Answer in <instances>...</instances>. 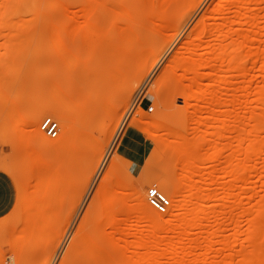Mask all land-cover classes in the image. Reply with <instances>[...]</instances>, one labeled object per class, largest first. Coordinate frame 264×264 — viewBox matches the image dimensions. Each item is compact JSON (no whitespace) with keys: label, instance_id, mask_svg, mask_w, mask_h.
I'll return each mask as SVG.
<instances>
[{"label":"rangeland","instance_id":"rangeland-1","mask_svg":"<svg viewBox=\"0 0 264 264\" xmlns=\"http://www.w3.org/2000/svg\"><path fill=\"white\" fill-rule=\"evenodd\" d=\"M104 1V3H106V1L110 2V0ZM140 1H142V3H140L141 7L145 8L150 6L148 0ZM188 1L185 2V5L182 4L180 0H171V2H169L170 14H168V17L172 16L171 22H173V24L181 18L176 19L177 17L175 15V11L181 6H183L182 11H184V13L186 12V15L190 14L191 16L199 14V12L205 8L211 14L220 17L232 18L234 15V7H225L220 12H216L217 4L222 0ZM231 1L232 3L236 2V0ZM46 2L47 0H42V10L45 8ZM117 2H120L121 4L125 2L126 4H124L126 7L130 0H116V2H114L116 6L120 4ZM80 3L82 4L83 0H80ZM263 3L264 0H262V2L260 0L255 5L252 3L249 4L252 9L250 10V13H255L257 17L259 16L257 18L258 28L255 32L254 42L255 46L259 48H264ZM75 5L76 4L70 5L68 8L72 10L74 9L75 11L78 7ZM105 5H107V3ZM185 7L187 8L185 9L186 11L184 10ZM131 9L132 8L130 7L129 13L126 17L132 18L135 14L137 20L141 21V18L143 17L144 19L142 20L146 21L145 24L148 22L147 26L144 23L138 25V31H140L138 32V35L142 36L141 38L137 37V39H134L137 40L138 43L139 40H142L141 42L145 40V42L142 43L143 48L141 50L144 52L148 51V57L144 58L145 62L143 59V63L140 62L142 63L140 64L141 67L138 66L136 69L134 68L136 71L133 69V73L131 72V75H135L133 80L135 79L138 84L139 82L137 80L140 78L139 74L150 65L152 59L150 60L149 58L153 57V49L155 46L159 48L155 50L156 53H158V51L160 53L161 50V53L163 52L161 55L162 60L160 59L161 61L158 64L160 65L161 63H164L163 61H165L166 56L172 54L175 47L176 49L179 48L177 49L178 51H182L184 48L183 45H185L186 42L190 43L188 41L191 40H185V44L181 43V39L188 30V25L185 26L183 30L180 29L175 35H173L175 30L174 26H172L174 29L169 28L168 31L165 30L166 34L164 32L161 33L156 31V26L162 22L161 20L149 17L150 21H147L148 16L144 15L142 10L133 14ZM77 10L79 9L77 8ZM190 10L193 12L191 13ZM60 11L64 12L60 9L51 12L55 15V17H53L55 20L53 21L55 22V25L57 24L56 27L58 29V34H60L61 32L59 33V31H63L66 26L63 23L64 14L60 13ZM159 14L160 16H164L166 12H160ZM112 15L113 14L110 15V13H97L94 15L97 21H102L99 23L100 25L97 26L101 34L97 40H112L113 37L115 39L117 38L116 36L118 32L116 29L119 28L118 24H123V22L126 21V18L118 15H113L112 17ZM40 17L41 15H39V18ZM183 17H185V14ZM61 20H63V22ZM40 23L37 26L35 38L40 33L46 34V30ZM115 25L118 28H115ZM132 26L135 28L137 24L132 22ZM232 26L241 33H248L251 30L248 25L240 26L238 23H235ZM14 27L15 26H13V28ZM180 37L182 38L180 39ZM125 38H122L121 40H124L125 42L130 41L129 36H126ZM147 40H150V42H148L149 44H153L148 46ZM52 41L50 39L0 40V187L2 190V197H0V264H107L112 257L111 250H100L99 246V248H93V243H91L95 238L94 235L99 233V229H103V235H109L111 232L116 233V243L124 247L123 253L127 257L134 256L133 258L136 259L140 257L141 253H143L147 256L146 258H150L149 256H158V260L160 261L159 264H169L171 259L165 250L167 247L165 243L172 240L179 241L180 237L177 234L175 235V233L166 231L158 236V239L161 241L159 248H151L152 250L149 249L150 252H147L148 249L145 251V249L142 250L140 248H135L137 235H139L140 230H144L143 232L145 233L148 231V222L138 217L135 218L132 210H128L127 212L120 214V223L117 226L106 225L105 219L108 216L107 214H110L109 211L122 209V202L119 203V207L116 205L105 207L104 203L106 199L109 195H112V198H114L115 195L114 199L119 197L121 201L124 196V186L132 192L141 195L145 201L146 190L152 185H155L162 193L166 192L164 193L166 196L169 192V194L172 195L174 194L172 192L178 191V186L174 178L179 171V168L195 160L194 163L197 166L194 169V176H196L195 179L200 180L199 185L204 191H209L212 194V197L206 202L208 209L210 211L229 212L230 202H220L215 198V194L221 191L220 189L223 184H232L234 182L231 176L222 175L220 163L228 159L231 153L235 154L237 149H240L241 144L243 146L245 145V141L236 143V135L241 137L244 132L242 129H237L236 132L233 131V134L231 133L232 136H230L232 138L229 139L212 140L214 138L210 136L212 139L207 137L204 138V140H201V130L206 129L210 132L214 129L211 128L212 125L208 126L206 124V126L204 124L202 127V125L198 123L199 121L195 118H193L194 120L191 119L190 123V120L188 121L183 118L181 114L176 112L175 107L171 106L166 108L165 93L169 87H173L174 80L172 76H168V74H163V77L162 74H158L157 72H155L154 75L153 73L148 72L146 74L147 77L145 75L140 80V87L137 84L136 87H132L134 91L132 92V99L127 102L126 107L123 108V106H121L117 108L118 114H112L109 118L104 112H102V114H96L94 109L95 104H93L94 100L92 101L90 100V97L89 99L87 97V100L84 103V115L89 117V120L91 121L89 131L91 129L93 132H88L93 136L91 138L94 139L92 140V143L93 141L95 143L93 144L95 145V156L90 155V160L87 159L88 161L86 160L82 165L74 162V164L65 166L55 158L49 157L44 151L38 149L36 147V140H28L30 133L26 126V115L31 109L39 106H46L48 103L54 102L60 97V95L57 94L55 87L52 88L51 86H54L56 80L60 77V74L63 73V71H65L73 62L71 59H75V62L76 59L77 61L79 60V62L81 61L80 63L76 62L77 64L75 66L74 62L71 66L72 69L74 66L73 70H77V73L79 68H81V71L84 70L83 75L86 74V69L84 67L86 66V62H82L84 59H82V55L79 52L80 48H77L72 40L71 42L70 40L65 41V46H68L67 44L69 43L68 49L69 47L71 49V46L74 44V50L76 48L77 54L72 51L74 56L72 53L71 57L73 58H65L63 60L64 62L61 61L60 63H55V59H53L56 49L55 46L52 45ZM168 41H170L171 44ZM89 42L91 43V40H89ZM89 42L86 41L84 43L86 44L84 45V49L88 46L87 44H89V46L91 45ZM167 42L168 44H166ZM163 44L165 47L167 46L165 51L163 50ZM177 45L179 47H177ZM180 45L182 46L181 48ZM144 46H147L146 51ZM8 54L11 55V59L6 57ZM241 61L242 59L239 60L238 63L240 62L241 64ZM82 63L84 66H81ZM82 67L84 68L83 70ZM137 68H141L140 72ZM80 73L81 72L79 71V74ZM133 76H130L131 78H129L132 79ZM243 77L241 75L236 77L238 80H235V82L238 81L239 83L237 82V85H240L238 86V91L236 90L234 94L236 96L239 95V87L244 85L249 76L243 75ZM143 79H145V81ZM256 79L258 85L263 84V73H258ZM127 81L124 85H129L130 81ZM65 83L67 84V82ZM142 92L145 93L143 94ZM92 93L93 92L90 94ZM115 96L113 97L115 98ZM113 97L107 101L109 106L112 104L113 100H115ZM156 97L157 99L155 100ZM177 98L175 104L177 107H180L183 100L181 96H178ZM137 107L140 109L138 112L142 111L144 114L143 116L148 117L146 121L149 125L145 124L146 121L145 123H142V121L137 126L131 127L129 123L130 119L132 120L133 118L140 116L137 112ZM205 110L203 109L202 111ZM216 110L217 115L223 113H221V110L220 112L218 109ZM238 110L237 112L241 114L243 108ZM207 111L201 112V115H206ZM260 112L261 109L258 108V113ZM136 113L138 114L136 115ZM161 114L163 116H161ZM118 115L120 116L119 123L115 125L114 134L108 139V128L112 125L114 127V124L111 123L115 122L116 124V118L118 119ZM219 115L218 117L220 119L222 115ZM46 116H51L58 122V134L56 137H49L42 131L40 132L45 138L54 140L58 138L60 133V121L56 113L48 111V113L39 117L37 120L38 126L41 119ZM145 117L142 119L145 120ZM157 125L162 127L157 130L158 132L156 131L159 135L168 132H174L177 136L179 134H184L185 137H180L181 139L178 138L183 142V139L187 137L188 141L191 143L190 147L192 149V154L183 158L181 160L182 162L176 167L173 166V158L169 155H165L154 144V140H152V136L148 132H152L153 130L155 132ZM146 127L148 131L144 132ZM259 135L261 137L260 139L264 141V129L261 130ZM93 157L96 166L92 170L93 161H91V159ZM86 158H88V156ZM262 159L263 158L258 160L255 164L257 171L259 172L264 163V160ZM208 171H210L209 179L207 177ZM249 174H251L249 177L250 182L244 183L243 185H246V187H252L255 182V186L253 185L254 187L252 188H254L257 194L262 197H258L259 195H254L253 197L242 191L240 197L243 199L244 203L240 206H236L234 213L248 212L249 204L252 201L262 202L261 205L264 207V184L262 181L259 182L254 172H250ZM109 182L118 183L120 191L118 189H109L107 185ZM187 193L188 190L186 189H183L180 192L178 191L176 193L177 195L174 196V199H180ZM119 198L117 200H119ZM187 203L195 206L197 199L193 197L190 202L188 201ZM168 211L163 213L164 220L169 218L167 214ZM214 221L222 222L224 229L219 231L213 238V241H209V243L195 231L192 235L193 241L196 240V247L192 250L194 253L191 251L192 254H189L187 257L185 255L189 260V264H226L227 260H231L229 264H250L254 259L255 252V249L252 247L253 242L262 240L264 243V219L261 220L262 229L259 231L249 229L245 218L239 219L238 223L240 224L239 230L241 233L235 236L234 239H231V247H227V243L222 242L223 240L228 241L229 238H232V234L234 233V229L230 226L229 221L227 218L217 219L214 214L210 212L206 221V228L209 231L212 230L211 226ZM130 224H133L131 230L132 235L123 238L122 235L116 232V229L119 228L126 230ZM180 240L187 246L192 241L189 238ZM263 243L258 244L262 245ZM207 244L210 245V252L204 254L203 249ZM92 249L94 251H92ZM258 250L260 258H263L264 261L263 245L261 249L258 247ZM92 252L94 253L90 255ZM230 253L232 254V258H230ZM228 257L230 259H228ZM204 261L206 262L204 263Z\"/></svg>","mask_w":264,"mask_h":264},{"label":"bare ground","instance_id":"bare-ground-1","mask_svg":"<svg viewBox=\"0 0 264 264\" xmlns=\"http://www.w3.org/2000/svg\"><path fill=\"white\" fill-rule=\"evenodd\" d=\"M148 1L150 6L144 8L141 7L140 3H142V1L140 0H130L126 7L125 2V4L117 2L118 4L120 3L121 6L120 4L116 6L114 3L116 0H110V2L106 1L107 5H105L106 3H104V0H83L82 4L80 0H47L45 8L42 10V0H0V40H53L51 43H53L52 45L55 46L56 49L53 56L55 63H60L65 58H70L73 52L77 54L76 48L74 50V44L71 46V49L70 47L68 49L69 43L67 44L68 46H65V41L70 40L71 42L72 40L77 48H80L79 52L82 55V59H84L82 62H86V66H84L83 63L80 65L85 67L86 74L83 75L84 68L82 67L83 71H81V68L78 66L79 70L76 73L77 70L75 71L73 69L77 64L76 62H79V60L77 61L76 59L75 62V59H71L73 62L68 68L65 67L66 70L60 74L56 83L54 82V86L50 85L52 88L55 87L60 97L54 102L48 103L46 106H39L31 109L26 115V126L30 133L28 140H36V147L44 151L49 157L55 158L65 166L74 164V162L82 165L87 159L90 160V155L95 156L96 152L95 145H93L95 144L94 141L92 143L94 139L91 138L93 136L89 134L91 131V129L89 131L91 121L89 117L84 115V103L87 97L88 99L90 97L92 101L94 100L93 104H95L94 109L96 114H102V112H104L108 118L111 117L112 114H118L117 108L121 106H123V108L126 107L127 102L132 99V92H134L132 87H136L137 84L136 80H133L135 75H131V72L133 73L134 68L136 69L138 66L141 67L140 64H142L143 61L145 62L144 58L148 57V51H146L147 46H144L146 52L141 50L143 48L142 43H144L145 40L143 42L139 40V43L137 40H134L137 39V37L141 38L142 35H138V32H140L138 31V25L145 24L146 21L142 20L144 19L143 17L141 21L137 20L134 13L142 10L143 14L148 16L147 21H150L149 17L161 20L162 22L156 26V31L161 33L164 32L165 34V30L168 31L169 28L174 29L175 27L173 33V35H175L180 29L183 30L184 27L188 25V30L185 32L186 34L184 37L182 36L183 38L180 37V39L182 38L181 43H184L185 40H191L188 41L190 43L185 41L186 44H184L186 46L182 44L184 46L182 51H178L177 49L179 48L176 49L175 47L176 50L174 49L172 54L166 56L165 61H163L164 63H161L162 65H158L162 60V48L160 49V53L158 50V53H156L155 50L158 47L155 46L153 49L154 52L152 50L154 53L153 57L149 58L150 60L152 59L150 65L145 69L146 71L143 69V73L141 72L139 74L140 78L137 80L139 82L137 85L140 84V80L148 72L153 73V75L155 72L162 75H171L174 80V85H172V88L169 87L170 89L166 87L168 88L165 93L166 108L171 106L175 107L176 112L181 114V116L188 121L190 120V123L191 119L194 120L193 118H195L202 127L204 124L208 126L212 125L211 128L214 129L212 131H210V129V132L206 129L201 130V140L207 137L214 138H211L212 140L229 139L232 138L231 133L233 131L236 132L237 129H242L244 134L241 137L236 135V143L245 141V145L243 146L241 144L240 149H237L235 154L231 153L228 159L220 163L222 175L231 176L234 182L232 184H223L220 189L221 191L215 194V198L218 201L230 202V211L220 212L215 210L210 211L208 209L206 202L212 197V194L209 191H204L199 185L200 180L195 179L194 169L197 167L194 163L195 160L180 167L175 175L174 179L178 186V191L180 192L186 189L188 193L177 200L174 199V196L177 195L176 193L178 191L172 192L174 193L172 195L169 194L170 192L167 194L168 199L171 200L169 211L167 210L169 216L167 220H164V214L158 213L148 206V202L146 203L147 199L145 201L141 195L132 192L126 186L123 188L124 196L121 201L119 197L114 199L115 195L114 198H112V195H109L104 206H118L119 203L122 202L121 210H111L109 211L110 214H107L108 216L105 219V224L108 226H117L120 223V214L128 210H132L135 218L138 217L148 222V231L146 230V233L143 232L144 230L139 231V235H137L135 241V248L145 249V251L148 249L147 252H150L149 249L152 250L151 248H159L161 241L158 239V236L162 232L170 231L175 233V235L177 234L180 237L179 241L172 240L165 243L167 246L165 250L171 259L169 264H189V260L186 257L192 254V250L196 247V240L193 241L192 239V235L195 231L209 243V241H213V238L219 231L224 229L222 222L218 221H214L211 226V231L206 228V221L210 212L213 213L217 219L227 218L230 226L234 229L232 238H229L228 241H222L223 243H227V247H231V239H234L235 236L241 233L239 230V219L245 218L248 228L251 230L254 229L259 231L262 229L261 220L264 219V207L261 205L262 202L252 201L249 204L248 212L234 213L235 207L244 203L243 199L240 197L242 191L253 197L254 195H259L256 190L252 188L255 186V182L252 187L243 185L244 183L250 182V172H254L259 182L262 181L264 184V163L261 166L262 168H260L261 170L259 169L260 172L257 171L255 165L261 158L264 160V141L260 139L261 137L259 135L261 130L264 129V80L262 81L263 84L258 85L256 79L258 73H263L264 75V48L256 47L254 44L255 32L258 28L257 18L259 16L257 17L255 13H250L252 9L249 5L250 3L255 5L260 0H236L235 3H232L231 0L220 1V3L217 4L216 12H220L225 7H234V15L232 18L213 15L208 12L205 7V9L201 10L199 14L195 16H191L190 14L186 15V12L184 13V11H182L183 6H181L175 11L177 17L175 18L179 19L181 17L175 24L171 22L172 16L168 17V14H170L169 2H171V0ZM187 1L188 0H180L184 5ZM74 4L78 6L77 8L79 10L75 7L76 5L74 6L76 8L75 11L74 9L68 8V6ZM130 7L132 8L131 12L134 14L132 18L126 17ZM186 7L184 10L187 9ZM190 7L192 8L191 4ZM59 9L64 11H60V13L64 14V22L63 20L61 21L66 25L63 31H59V33L61 32L60 34H58L57 24L55 25L53 21L55 20L53 18L55 15L51 13ZM192 10H190L191 13L193 12ZM160 12H166V14L160 16ZM97 13H110V15L113 14L126 18L123 24H118L119 28L116 26L117 24L115 25V28H118L116 29L118 32L116 39L113 37L112 40H97L101 35L97 26L102 22L95 19L94 15ZM184 14L185 17H183ZM39 15H41L40 18ZM132 22L137 24L135 28L132 26ZM39 23L46 30V34L40 33L35 38V32ZM235 23H238L240 26L248 25L251 29L250 32L241 33L237 31L232 26ZM147 24L145 25L147 26ZM13 26L15 27L13 28ZM126 36H129L130 41L125 42L121 40ZM89 40H91V43ZM86 41L91 45L89 46V44H87L89 47L87 46L84 49V45H86L84 43ZM148 42H150V40H147V43ZM168 42L171 44L170 41ZM168 42L166 44H168ZM151 44L153 43H148V46ZM178 45L177 47H179ZM166 47L164 45V51ZM181 47L180 45V48ZM6 57L11 59L10 54L6 55ZM241 59L242 61L240 64L238 61ZM73 63L74 66L72 69L71 66ZM135 69L134 71H136ZM137 69H139L140 72L141 68ZM79 71L81 72L80 74ZM240 75L242 77L243 75L249 77L246 81L244 80V85L242 84L243 86L241 85L242 87H239L240 92L239 95L237 94L238 96H236L234 94L240 85H237L239 82H235V80H238L236 77ZM130 76H133L132 79H130ZM125 79L126 81H130L131 84L124 85L126 82ZM143 80L145 81V79ZM65 82H67V84ZM91 92L93 93L90 94ZM142 93L144 94L145 92ZM113 96H115V98ZM176 96H181L184 103V105L182 103V107L180 105V107H177L175 104L176 99H178ZM111 97L115 100H113L112 104L109 106L107 101ZM156 99L157 97L155 100ZM137 108L138 112L140 109L139 107ZM240 108H243L241 114L237 112ZM258 108L261 109L260 113H258ZM203 109H207L208 111H202ZM216 109H218L219 112L221 110V113L223 112L222 114L220 113L222 116L218 114L221 116L220 119ZM48 111L56 113L60 121V133L58 138L54 140L45 138L40 132V127L37 125L39 117L48 113ZM206 111V115H201V112ZM138 113L140 116L136 118L132 117V120L130 119L129 123L131 127L137 126L142 121V123H145L148 118L143 116L144 114L142 111ZM138 113H136V115ZM161 116L163 115L161 114ZM144 117L145 120L142 119ZM119 120L120 116L118 115L116 124L115 122L111 123L114 124V127L112 125L108 128V139L114 134L115 125L119 123ZM145 124H148L147 121ZM159 126L160 125L156 126L155 132L154 130L152 132L148 131L147 127L144 129V132L148 131L152 136V140H154V144L165 155H169L173 158V166L176 167L182 162L181 160L183 158L192 154V149L190 147L191 143L188 141L187 137L183 139V142L180 140V137H185L183 133V135L179 134L178 136L174 132L159 135L157 130L162 128ZM87 156L88 158H86ZM94 160L93 157L91 159V161H93L92 170L96 166ZM209 175L210 171L207 172L208 179ZM148 177L151 178L150 176ZM107 185L109 189H118L120 191L118 183L109 182ZM193 197L197 199L195 206L187 203L188 201L190 202ZM258 197L262 196L259 195ZM118 198L119 200H117ZM132 225L133 224H130L126 230H122L118 227L119 229H116V232L122 235L123 238H126L132 235ZM100 230L101 229H99L97 235L95 234L96 236L94 235L95 238L93 237L94 240L92 239L93 241L91 243H93V248L100 247V250H111L112 257L107 264H159L160 261L158 260V256H149L150 258H146L147 256L141 253L140 257L136 259L133 258L134 256L127 257L123 253L124 247L116 243V233L111 232L109 235H103V229L101 232ZM184 238L192 240H190L191 243H189L188 246L184 245V242V244L181 242L180 239ZM260 241L253 242L252 247L255 249V252L254 259L250 264H264L263 258H260L258 250V247L259 249L262 248V245L264 247V243L262 240ZM258 243L263 244L260 245ZM203 250L204 254L209 253L210 245L207 244ZM92 251L94 250L92 249ZM93 253L94 252L90 255ZM230 258H232V254ZM230 258L228 257V259ZM205 262L206 261H204V263ZM230 262L231 260H227L226 264Z\"/></svg>","mask_w":264,"mask_h":264},{"label":"built area","instance_id":"built-area-1","mask_svg":"<svg viewBox=\"0 0 264 264\" xmlns=\"http://www.w3.org/2000/svg\"><path fill=\"white\" fill-rule=\"evenodd\" d=\"M39 127L43 133L49 137H56L59 131L58 122L51 116L41 119ZM146 199L151 208L158 213H166L170 207V200L155 185L146 190Z\"/></svg>","mask_w":264,"mask_h":264},{"label":"crops","instance_id":"crops-1","mask_svg":"<svg viewBox=\"0 0 264 264\" xmlns=\"http://www.w3.org/2000/svg\"><path fill=\"white\" fill-rule=\"evenodd\" d=\"M0 197H2V190H1V187H0Z\"/></svg>","mask_w":264,"mask_h":264}]
</instances>
